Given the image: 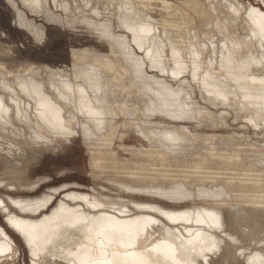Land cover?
<instances>
[{
    "label": "bare ground",
    "instance_id": "1",
    "mask_svg": "<svg viewBox=\"0 0 264 264\" xmlns=\"http://www.w3.org/2000/svg\"><path fill=\"white\" fill-rule=\"evenodd\" d=\"M9 1L21 24L43 33ZM50 2L23 0L59 23L86 24L109 50L74 49L70 68L14 69L0 60V185H23L32 158L77 135L93 177L111 184L63 194V185L52 186L38 196L0 189V212L15 230L0 222V264L19 259L18 235L29 264H213L211 252H221L222 263L236 259L237 237L224 215H242L243 238L264 221V136L203 133L186 122L230 127L232 114L264 131V7L252 0H53L59 12ZM131 132L138 143L125 141ZM246 259L264 264V250Z\"/></svg>",
    "mask_w": 264,
    "mask_h": 264
},
{
    "label": "rangeland",
    "instance_id": "2",
    "mask_svg": "<svg viewBox=\"0 0 264 264\" xmlns=\"http://www.w3.org/2000/svg\"><path fill=\"white\" fill-rule=\"evenodd\" d=\"M252 1L264 7L262 1ZM50 3L54 10L60 12V9H57L54 5L53 0H51ZM16 5L23 10V13L27 17L33 19L34 22L42 28L43 33L38 34L35 30L21 24L20 21H18L16 6H14L9 0H0V60H6L11 63L14 69H21L28 63H33L35 65H49L54 68H70L73 64L72 51L74 49L91 47L100 51L109 50V45L106 40L99 38L97 33L87 27L86 24L80 23L76 26H70L59 23L53 18H49L48 16L25 6L23 0H16ZM198 99L203 104H206L201 97V94H198ZM209 106L212 107V105ZM218 109L220 110L219 107ZM228 117L229 122L232 125L230 127L199 126L194 122L186 123L190 124L193 129L200 130L203 133L216 132L220 134L234 130L237 134L244 132L245 136H248V138L251 136L253 141H257V139L260 138L259 136H264V131L258 133L255 131L254 127L245 128L242 126L241 118L235 119L232 114ZM120 118V120H122V117ZM129 136L130 137L125 139L127 143H138V140L135 137H131L136 136L134 132H131ZM238 139L239 138H237V140ZM116 140L119 142V137H117ZM260 141L264 143V138L262 140L260 139ZM236 146H238V144H236ZM43 150L44 151L39 153L36 158L31 159V163L29 162L27 164V168L29 169H26L22 174V177H24L23 181H21L23 185L20 183L18 186H13V189H7L0 185V189L6 191L9 190L14 195L21 194L24 196H38L42 195L43 192L52 186L63 185L61 188V194H63L66 189L70 188L92 191L91 187L95 182L111 184V181L101 179L100 177H96L95 179L91 174L90 155L82 136L77 135L72 141H70V143L68 142L64 148L56 150L43 148ZM19 167H23V165ZM2 171L3 166L0 163V172ZM18 175L20 176L21 174ZM37 180H39L38 183L33 185V181ZM25 181L27 182L24 183ZM27 183H32V187H30V184L29 187L26 186ZM111 186L113 187V191L119 192L120 189H117L115 184H112ZM198 190L200 189H197V186H192L193 192ZM122 193L127 197L151 198L145 195H138L137 192L131 190L122 191ZM160 201L169 205H181L191 202L188 201V199L181 201L161 199ZM224 216L226 224L229 225L232 232L237 237L235 242L238 245V252H236L238 253V257L236 259H231L226 263H222L220 256L221 252H211V260H214L213 264H259L250 259L247 260L246 256L251 254L257 247L264 250V221L257 226L258 231L256 232L258 233H250L243 238L244 228H246L247 225L244 224L243 220L241 221L243 217H240L242 215L236 214L235 217H231L227 213ZM235 218H240L239 223H235ZM0 222H2L9 232L13 233L15 231L8 224L7 220H5L1 212ZM255 235L257 239L252 240V237ZM17 239L22 253L16 263L29 264L30 250L26 246L21 235H18ZM203 263L210 264L209 260H206Z\"/></svg>",
    "mask_w": 264,
    "mask_h": 264
}]
</instances>
